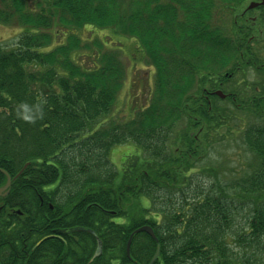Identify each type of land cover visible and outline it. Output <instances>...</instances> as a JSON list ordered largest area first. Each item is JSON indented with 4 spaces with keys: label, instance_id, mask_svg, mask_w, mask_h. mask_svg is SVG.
Returning <instances> with one entry per match:
<instances>
[{
    "label": "trees",
    "instance_id": "1",
    "mask_svg": "<svg viewBox=\"0 0 264 264\" xmlns=\"http://www.w3.org/2000/svg\"><path fill=\"white\" fill-rule=\"evenodd\" d=\"M250 1L0 0V24L23 29L14 47L0 42V168L12 177L23 170L0 196V264H150L158 244L153 264H264L261 81L238 99L256 118L243 132L254 169L209 187L216 170L197 171L232 119L209 91L245 69L262 72L251 48L262 20H246ZM220 10L233 16L229 27ZM85 28L135 40L154 68L149 105L133 119L110 118L127 68L107 40L84 39ZM129 142L140 153L119 172L111 150ZM143 226L157 241L134 234L128 256ZM58 228L74 239L37 245ZM98 238L103 254L91 261Z\"/></svg>",
    "mask_w": 264,
    "mask_h": 264
},
{
    "label": "rangeland",
    "instance_id": "2",
    "mask_svg": "<svg viewBox=\"0 0 264 264\" xmlns=\"http://www.w3.org/2000/svg\"><path fill=\"white\" fill-rule=\"evenodd\" d=\"M220 11L218 12L219 22L229 27L233 16L230 12ZM248 16L252 18L249 21L255 22L258 18L264 17V8L252 10ZM22 31L23 29L17 25L0 24V42L7 47H14ZM260 32L261 36L258 37L260 41L251 43V48L259 58H262V29ZM81 35L88 41L98 37L107 40L109 49L119 50L121 59L127 68V78L110 118L121 122L133 119L137 110L146 108L149 105L154 86V68L150 67L142 53L138 52V43L127 36L116 35L111 30L92 28H85L81 31ZM83 60L86 61L87 59L83 57ZM85 63L88 64V60ZM259 75L260 71L256 68H248L244 73L239 72L224 90L226 92L236 91L238 97L241 96L240 98L246 99L252 95L253 86L260 80ZM219 105L229 112L232 119L227 125L214 132L212 145L208 148L205 158L197 165V171L200 173L203 170H211L212 168L218 173L217 179H215V176L207 179L206 185L208 187L218 180L222 184L231 183L251 172L256 165L255 155L248 150L243 141L245 127L256 118L248 111L242 110V108L238 110L228 101H221ZM185 124L186 121L182 120L180 127H184ZM139 153L140 148L132 142L114 146L110 155L113 168L121 172L125 159L131 154L137 155ZM245 212L239 214V220L244 217Z\"/></svg>",
    "mask_w": 264,
    "mask_h": 264
},
{
    "label": "flooded vegetation",
    "instance_id": "3",
    "mask_svg": "<svg viewBox=\"0 0 264 264\" xmlns=\"http://www.w3.org/2000/svg\"><path fill=\"white\" fill-rule=\"evenodd\" d=\"M250 19H252V18H250L249 16H248V14L246 15V20H250ZM261 20H262V35H263V56H262V58H261V67H262V72H260V75H259V77H260V80H259V82L261 81L262 82V86H264V30H263V28H264V17L263 18H261ZM238 69H240V67H238ZM246 70H243L242 71V73H244ZM239 73V72H238ZM221 87H222V85H223V83L221 82L220 84H219ZM220 89H222V88H217V87H215V88H212L210 91H209V93H208V95H207V98L209 99H211V98H213L214 96H216V97H218V98H220V99H222L223 101H228L229 103H231V105L232 106H234V107H236V108H239V107H242V104L240 103V105H239V100L238 99H240V97H238L237 96V94L235 93V92H232V93H235V97L233 98V100H230L229 98H228V95L230 94V93H227V97H225V98H222V97H220L218 94H217V91L218 90H220ZM222 90H224V89H222ZM256 91H258V92H260V88L259 87H256V89H255ZM209 99V100H210ZM243 99V98H242ZM210 103H212V102H214V104H216V103H218V101H214V99H213V101H212V99L209 101ZM221 101H219V103H220ZM219 103H218V105H219ZM239 106V107H238ZM3 186H5V184H3L2 186H0V188L1 187H3ZM12 186V185H11ZM11 186H10V188H9V192L8 193H6L5 195H3V197H7V196H9L10 195V192H11ZM52 208H53V206H51ZM11 208V207H10ZM70 233H72V231H69V230H67V229H62V228H58V229H54V230H49V231H47V234H45L44 236H43V238H41L40 239V241L38 242L39 244L38 245H40L43 241H46V240H48V239H55V240H57V241H59V242H61V243H63V244H66V243H68L70 240L72 241L74 238H72L70 235ZM95 236V235H94ZM134 237V236H133ZM133 239V238H132ZM100 239L98 238V239H96V242H97V245H98V241H99ZM101 241V240H100ZM101 243H102V241H101ZM96 251V250H95ZM103 254V248H102V252H101V254L99 255V256H101ZM93 256H94V254H93ZM92 256V258H91V261H93L95 258ZM98 256V257H99ZM97 258V257H96ZM114 264H117V261H115V263Z\"/></svg>",
    "mask_w": 264,
    "mask_h": 264
},
{
    "label": "water",
    "instance_id": "4",
    "mask_svg": "<svg viewBox=\"0 0 264 264\" xmlns=\"http://www.w3.org/2000/svg\"><path fill=\"white\" fill-rule=\"evenodd\" d=\"M260 5H264V0L262 2H251L248 6V9H254V8H257L258 6ZM217 94L219 96H221L222 98L225 97V95L223 94L222 91H217ZM0 172L4 173L7 177V182L5 184V186H3L2 188H0V195H5L6 193L9 192V188L12 184V177L9 175L8 172H6L5 170L3 169H0ZM22 172H20L21 174ZM19 174V175H20ZM139 232H146L147 234H149L154 240H157V237L153 231V229L150 227V226H143L139 229H137L129 238V241H128V244H127V254L130 255V247H131V243H132V238L134 236V234L136 233H139ZM94 234V233H93ZM102 252V243L101 241L99 240L98 241V245H97V249L95 251V254H94V258L98 257ZM160 255V245L158 244L157 246V250H156V253L155 255L153 256L150 264H153L159 257Z\"/></svg>",
    "mask_w": 264,
    "mask_h": 264
}]
</instances>
